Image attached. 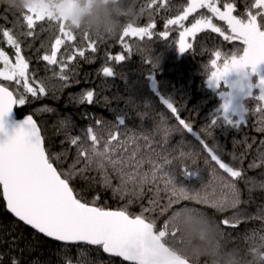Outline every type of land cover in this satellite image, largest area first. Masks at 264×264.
Here are the masks:
<instances>
[{
  "label": "trees",
  "instance_id": "16d2710c",
  "mask_svg": "<svg viewBox=\"0 0 264 264\" xmlns=\"http://www.w3.org/2000/svg\"><path fill=\"white\" fill-rule=\"evenodd\" d=\"M77 2L86 11L93 8V0ZM229 2L236 5L234 14L243 16L254 0ZM113 3L120 12L121 28L115 36H92L97 41V51L88 50L85 58L77 56L69 62L65 69L67 81L60 79V65H48L41 59L50 53L59 34L55 23L47 19L40 21L32 30L33 35L28 36L22 16L29 11L22 15L0 6V30L8 29L18 37L22 55L29 62V76L46 87L42 96L26 94V104L15 107L16 118L31 115L35 119L51 162L68 176L70 186L83 202H94L108 210H127L133 215L150 208L151 211L143 214L152 218L157 228L179 209H196L207 216L208 222L177 221L183 243H175L173 248L180 256L191 264H261L256 252L264 254V164L261 163L264 112L259 110L264 104L253 99L258 95L256 91L247 97L241 115L245 122L236 126L241 117L220 111L223 88L216 89L209 82L211 54L217 50L222 51V55L230 53L242 45L225 42L217 34L206 31L189 37L193 48L182 54L176 45L180 31L177 26H169L175 30L170 32L168 40L159 33L165 30L167 19L182 13L187 0H113ZM200 13L207 14L203 9ZM198 15L194 13L189 17L185 26L190 27ZM51 19L66 27L63 18ZM214 22L224 26L223 22ZM127 23L134 26L154 23L153 38L127 37L130 51L123 49L119 37ZM66 28L78 36L75 46L84 47L81 33L87 31ZM0 48L15 62L14 50L8 47L2 35ZM71 49L72 45L66 42L58 53V60H66ZM115 55H125V60L117 63L108 59ZM106 66L113 68L112 76L103 75ZM0 83L10 90L16 89L15 82ZM88 91L94 93L93 102H81ZM169 103L190 122V130L178 127L167 108ZM229 120L232 123H228ZM90 127L99 136L95 146L86 134ZM209 127L211 135L205 132ZM110 132L116 135V140H109ZM145 136L149 137L152 149L147 147ZM77 137V144L72 145L71 140ZM118 142L126 144L120 147ZM202 143L230 166L242 169L241 178L233 180L223 173L210 161ZM137 147L139 152L133 155ZM105 148L107 156L120 161L116 167L103 155ZM153 149L159 152L156 163L162 168L155 180L151 176V164L145 162L139 167L135 164L142 154ZM81 151L88 154L90 163L79 155ZM97 152L102 155L97 156ZM163 157H168L172 163L165 164ZM254 160L257 166L249 167ZM184 168L192 172L191 177L182 173ZM167 173L172 174L178 187L187 189L190 194L199 193L211 203L229 201L230 192L224 183L234 182L240 203L223 210L195 200L170 204V199L175 201L176 198L171 195V185L167 184ZM225 218L236 221L237 226L223 225L221 221ZM13 260L18 264H126L105 255L100 247L64 245L41 237L8 212L0 189V264H13Z\"/></svg>",
  "mask_w": 264,
  "mask_h": 264
},
{
  "label": "snow or ice",
  "instance_id": "6c2138e0",
  "mask_svg": "<svg viewBox=\"0 0 264 264\" xmlns=\"http://www.w3.org/2000/svg\"><path fill=\"white\" fill-rule=\"evenodd\" d=\"M202 9L206 10L207 14L200 13ZM236 11L235 3L229 0H187V6L182 13L176 15L175 18L167 19L165 30L159 35L164 40H168L170 32L175 30L169 26H177L180 31L176 45L182 54L193 48V44L188 42L189 37L194 38L198 33L206 31L217 34L225 42H238L242 45L230 53L222 55V51L217 50L211 54L209 82L210 84L215 82L218 86L219 82L231 72L251 69V72L256 74L258 66L264 64V0H254L243 16L234 14ZM194 13L199 15L194 18L190 27H186L184 22L188 21ZM45 19L55 23L59 34L51 45L50 53L43 55L41 59L48 65H60V79L67 81L65 69L68 68L69 62L75 60L77 56L85 58L88 50L95 53L97 41L93 40L87 32H83L81 34L85 46L76 47L78 36L75 32L52 20L51 17L36 14L22 16L24 25L29 30L26 35L32 36V30L37 23ZM214 21L223 22L226 27L218 26ZM155 27L154 23L146 26H134L133 23H127L119 37L122 48L130 51V46L125 40L130 36L138 37L140 40L145 38L151 40L154 35L152 30ZM0 35L15 53V62H13L8 53L0 48V65H2L0 81L15 82L16 85V89L10 90L9 86L0 83V133L6 135L5 118L12 112L14 106L25 105L28 98L26 94H30L31 97L44 95L46 87L42 82L29 76V62L22 55L18 37L8 29L0 30ZM66 42L72 45L71 53L67 55L66 60H58V53L61 52ZM108 59L119 63L125 60V55L109 56ZM220 61L222 63H218ZM102 71L104 76L113 75V68L110 66L104 67ZM257 87L260 88V94L253 99L264 104V78L259 80ZM21 88L23 91H20ZM93 96L94 93L88 91L81 102L92 103ZM223 107L227 112L229 104L225 103ZM167 108L178 122L179 128L191 129L190 122L182 118L176 106L169 103ZM259 110L264 112V107ZM244 122V117L241 116L236 126ZM96 123L103 124V121H96ZM215 123L216 121L212 122L213 125ZM228 123L232 121L229 120ZM210 127L205 130L209 135H211ZM86 134L93 146L99 143V136L92 127L86 130ZM78 139L79 137L72 139L71 144L76 145ZM109 140H116V135L110 132ZM144 140L148 142L147 147L152 149L149 137L145 136ZM125 144L126 142L119 143V146L124 147ZM201 145L210 157V161L214 162L223 173L233 180L241 178L242 169L234 168L224 162L218 154L209 150L206 143ZM93 151L95 152V148ZM107 151L105 148L103 155L107 156ZM138 152L139 147L133 149V155ZM95 154L102 155L98 152ZM79 155L89 163L91 162L86 152L81 151ZM157 157H159V152L153 149L142 154L135 161L137 167L145 162L152 165L153 180L157 178L156 174L162 171L156 163ZM107 159L113 167L120 163V161L112 160L110 156H107ZM163 160L165 164L172 163L168 157H163ZM261 163L264 164V157H261ZM256 166L255 160L249 165V167ZM181 171L186 177L192 175L187 168ZM213 171L215 172V169ZM166 175L168 176L167 184L172 187L171 195L176 198L175 201L170 199V204L179 202V200L211 203L199 193L190 194L187 189L178 187L173 182L171 173ZM143 179L147 180V174ZM224 187L229 190L231 199L226 202L211 203V206L221 210L225 207H237L240 203V194L235 183L225 182ZM0 189H2L7 210L36 232L59 242H82L91 246H99L103 252L121 257L130 264H191L186 257L180 256L173 248V244L183 243L176 223L180 219L196 220L200 223L208 222L207 216L202 212L185 207L177 210L170 219L164 222L162 227L157 228L155 221L143 214L151 211L150 208L143 209L141 214L133 215L127 210H108L96 206L94 202L92 204L83 202L74 188L70 186L68 176L53 166L45 149L41 130L31 115L17 126L14 135L8 139H0ZM221 223L227 227L237 226L236 221L228 218L223 219ZM256 255L261 264H264V254L257 251ZM13 264H18V262L13 260Z\"/></svg>",
  "mask_w": 264,
  "mask_h": 264
},
{
  "label": "clouds",
  "instance_id": "9594fccd",
  "mask_svg": "<svg viewBox=\"0 0 264 264\" xmlns=\"http://www.w3.org/2000/svg\"><path fill=\"white\" fill-rule=\"evenodd\" d=\"M0 6H7L22 15L29 9L45 15L51 13L54 19L63 18L69 29L87 31L97 38L115 36L121 28L120 12L113 0H93L90 11L84 10L82 4L70 7L67 0H0Z\"/></svg>",
  "mask_w": 264,
  "mask_h": 264
},
{
  "label": "rangeland",
  "instance_id": "374dc122",
  "mask_svg": "<svg viewBox=\"0 0 264 264\" xmlns=\"http://www.w3.org/2000/svg\"><path fill=\"white\" fill-rule=\"evenodd\" d=\"M70 7L79 6L77 0H67ZM29 14H36L51 17V13L47 15L43 13H37L34 9H29ZM189 42V38H188ZM261 78H264V64L259 65L256 74L251 72V69H245L242 72H231L229 73L222 81L219 82V85L215 82H212L211 85L216 88H223V91L220 92L222 99L220 105V111L223 110L226 115H237L241 117L243 114V101L256 91L258 95L260 94V88L257 87L258 82ZM228 103V111L225 112L224 104Z\"/></svg>",
  "mask_w": 264,
  "mask_h": 264
},
{
  "label": "water",
  "instance_id": "95a60500",
  "mask_svg": "<svg viewBox=\"0 0 264 264\" xmlns=\"http://www.w3.org/2000/svg\"><path fill=\"white\" fill-rule=\"evenodd\" d=\"M17 106V105H16ZM16 106H14V108H13V110H12V112L9 114V116L8 117H6L5 118V122H4V128H5V132H6V135L5 134H2V133H0V139H8L9 137H11L12 135H14L15 134V131H16V129H17V126L19 125V124H21L23 121H24V119H17L16 118V115H15V107ZM34 119V118H33ZM34 121H35V119H34ZM36 122V121H35ZM36 124H37V122H36ZM37 127L39 128V126H38V124H37ZM40 129V128H39ZM42 135V134H41ZM43 137V136H42ZM44 140V139H43ZM44 146H45V143H44ZM54 166V165H53ZM55 167V166H54ZM6 202V201H5ZM9 212V211H8ZM10 213V212H9ZM11 214V213H10ZM12 215V214H11ZM16 220H18V218H16L14 215H12ZM19 221V220H18ZM19 222H21V221H19ZM22 224H24L23 222H21ZM25 225V224H24ZM26 227H28V228H30V229H32L30 226H28V225H25ZM33 231H35L36 232V230H34V229H32ZM38 233V232H37ZM38 234H40V233H38ZM41 235V237L43 236V237H45L43 234H40ZM46 239H48V240H50V241H54V242H57V243H60V244H64V245H79V244H84V245H87V244H85V243H82V242H59V241H55V240H53V239H50V238H48V237H45ZM90 247H99V246H91V245H89ZM104 254L105 255H107V256H109V257H112V258H115V259H120V260H122V261H124L126 264L128 263V264H130V262H128V261H125V260H123V258H121V257H117V256H114V255H111V254H109V253H105L104 252Z\"/></svg>",
  "mask_w": 264,
  "mask_h": 264
}]
</instances>
